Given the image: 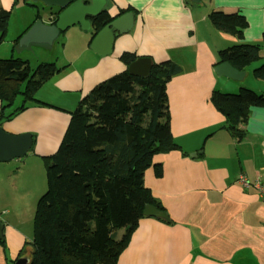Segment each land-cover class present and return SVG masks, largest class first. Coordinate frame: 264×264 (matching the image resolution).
Returning <instances> with one entry per match:
<instances>
[{"label":"crops","instance_id":"crops-1","mask_svg":"<svg viewBox=\"0 0 264 264\" xmlns=\"http://www.w3.org/2000/svg\"><path fill=\"white\" fill-rule=\"evenodd\" d=\"M25 2L30 1L0 0V9L10 13L0 59L54 64L60 72L41 85L35 102L0 123L6 133L31 136L23 158L0 162V208L6 213L0 216L5 241L0 264H14L22 248L31 245L33 227L28 235L23 226H33L35 207L24 208H31L32 215L20 221L16 213L23 197L36 200L45 192L43 159L56 153L78 103L95 86L126 71L128 65L120 60L124 53L156 64L172 61L180 68L166 84L170 132L179 150L153 156L160 177L153 166L143 174L144 186L169 221L140 219L116 264H264V202L256 190L235 184L240 176L264 184V107L250 109L245 135L236 141L211 103L214 91L248 89L264 95V80L252 75L264 64V0H104L100 13L106 11L112 18L108 23L115 22L110 31L97 37L101 28L94 24L88 30L68 28L61 58L51 62L30 56L34 44L15 41L37 17L49 24L59 10ZM212 12L243 18L242 39L216 30L208 18ZM239 44L256 45L260 59L239 71L240 80L217 76L219 52Z\"/></svg>","mask_w":264,"mask_h":264},{"label":"trees","instance_id":"trees-1","mask_svg":"<svg viewBox=\"0 0 264 264\" xmlns=\"http://www.w3.org/2000/svg\"><path fill=\"white\" fill-rule=\"evenodd\" d=\"M9 17L0 9V45ZM208 18L216 30L242 39L247 24L240 16L212 12ZM89 19L98 30L112 18L102 11ZM218 56L220 63L238 71L260 59L258 47L250 44L232 46ZM120 60L128 65L136 56L124 53ZM59 72L54 64L32 71L22 60L0 59V123L35 102L41 85ZM179 73L172 61L152 63L146 77L126 70L95 86L78 103L56 153L43 159L46 189L34 209L32 264H116L138 221L147 217L145 205L165 212L144 186L143 174L153 166L154 155L179 150L170 132L166 95V84ZM252 75L264 80V64ZM211 103L225 119L223 128L241 141L250 109L264 107V95L248 89L214 91ZM153 167L160 177L161 167ZM118 229H123L120 238ZM0 245L5 248L4 239Z\"/></svg>","mask_w":264,"mask_h":264},{"label":"water","instance_id":"water-1","mask_svg":"<svg viewBox=\"0 0 264 264\" xmlns=\"http://www.w3.org/2000/svg\"><path fill=\"white\" fill-rule=\"evenodd\" d=\"M30 2H41L44 6L55 7L59 11L56 13L55 21L45 24L41 18L35 20L26 32L20 37L19 44L21 46H29L30 44L50 45L68 28L78 25L81 30H88L93 21L89 17H96L103 5L104 0H89L84 3L81 0L70 3V0H26ZM198 3L199 0H190ZM115 25V22L108 23L101 27L97 37L108 33L110 28ZM151 60L146 57H139L135 61L128 64L127 72L136 77H146L151 70ZM214 72L217 76H224L233 80H240L243 72L235 70L227 62H223L214 67ZM31 148V136L28 133L19 135H11L0 128V162H7L14 159L23 158ZM190 157H195L196 154H189ZM143 215L169 221L165 212L159 211L156 208L145 205ZM3 225L0 222V239H2ZM34 249L32 245H25L14 264H32Z\"/></svg>","mask_w":264,"mask_h":264},{"label":"rangeland","instance_id":"rangeland-1","mask_svg":"<svg viewBox=\"0 0 264 264\" xmlns=\"http://www.w3.org/2000/svg\"><path fill=\"white\" fill-rule=\"evenodd\" d=\"M36 6H38L37 8H38V12H40V13H42L43 11H42V7H41V4H35L34 5V7H36ZM44 9H46V8H44ZM53 9H55V8H53ZM35 10V9H34ZM28 11L29 12H31V14H33V9L32 8H29L28 9ZM36 11V10H35ZM46 11V10H45ZM46 16H47V14L46 15H44V19H46ZM16 25H17V20H16V18H15V16H14V18L11 20V28L13 29L14 27H16ZM66 33V31L64 32V33H61L58 37L59 38H57L56 39V41L53 43V44H50V45H42V44H34V45H31V50H30V56H33V54L34 55H36V59H38V61H49V62H51V61H55V60H60V58H61V54H60V44H61V41H62V36L64 35ZM1 48H4V47H1ZM22 50V49H21ZM1 53V52H0ZM24 55L25 56V53H23V52H21L20 53V57H22L21 55ZM17 56H18V54H16ZM16 56V57H17ZM46 63V62H45ZM41 64V63H40ZM28 65L32 68V71L33 70H35L36 69V67H37V65H39V63L37 62V61H34V60H30V62H28ZM252 68H249V70H251ZM24 87H25V84L22 86V90L24 89ZM19 100H22L21 98H18L17 99V102L16 103H18L19 102ZM13 160H11L10 162H12ZM11 164H13V163H11ZM43 167H44V165H43ZM44 169H45V167H44ZM38 199V198H37ZM36 199V200H37ZM36 200H33V199H27L25 196L23 197V202H22V206L19 208V212L18 213H16L17 214V218H19V217H21L20 218V221L22 220V219H28V217H30L31 215H32V209L30 208L29 210L27 209V210H25V212H24V208L26 209L28 206H30V207H32L33 206V209H34V207H35V205H36V203H37V201ZM35 201H36V203H35ZM5 210H3L2 208H0V216L2 217V216H4L5 214H2L3 212H4ZM2 214V215H1ZM29 215V216H28ZM14 216V218H15V220L17 221V218ZM32 223V222H31ZM30 222H29V224H27V225H25V226H23V228H24V230L25 231H27L28 232V235H32V224H31ZM123 234V229H119V231H118V238H120L121 237V235Z\"/></svg>","mask_w":264,"mask_h":264},{"label":"built area","instance_id":"built-area-1","mask_svg":"<svg viewBox=\"0 0 264 264\" xmlns=\"http://www.w3.org/2000/svg\"><path fill=\"white\" fill-rule=\"evenodd\" d=\"M235 184L239 188L244 189V190H247V189L256 190L258 195H259V197L264 202V184H261L258 181L250 182L249 180H247L243 176L238 177V179L235 181Z\"/></svg>","mask_w":264,"mask_h":264}]
</instances>
